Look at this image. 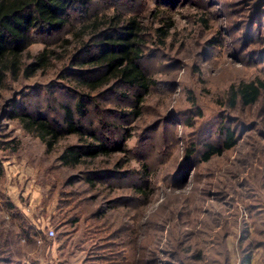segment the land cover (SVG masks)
Instances as JSON below:
<instances>
[{
	"label": "rangeland",
	"instance_id": "374dc122",
	"mask_svg": "<svg viewBox=\"0 0 264 264\" xmlns=\"http://www.w3.org/2000/svg\"><path fill=\"white\" fill-rule=\"evenodd\" d=\"M114 15L144 28L157 85L110 82L66 133L80 78L103 74L92 60L106 32L83 27ZM68 23L33 31L24 66L43 50L50 61L0 89V264H264V0H92ZM242 82L261 87L255 104L234 102ZM23 115L63 134L52 150ZM230 132L235 146L202 160ZM92 134L109 155L61 163Z\"/></svg>",
	"mask_w": 264,
	"mask_h": 264
},
{
	"label": "trees",
	"instance_id": "16d2710c",
	"mask_svg": "<svg viewBox=\"0 0 264 264\" xmlns=\"http://www.w3.org/2000/svg\"><path fill=\"white\" fill-rule=\"evenodd\" d=\"M91 2L92 0H0V89H4L8 79L18 77L22 71L32 76L50 61L48 51L43 50L37 54L34 62L24 66L23 54L33 44L30 38L33 31L44 29L49 32H59L69 24L73 10L86 9ZM123 22L115 15L111 18L95 16L83 27L86 30L91 29L93 34L99 31L106 32V41L95 44L97 55L92 60V65L95 64L94 69L101 70L103 74L96 79L80 78L79 85L87 88L88 91L77 95L74 111L65 109L66 133H81L79 124L87 118L88 107L92 102L90 94L110 82L118 81L145 94L157 85L141 67L145 46V39L142 36L144 28L135 18L127 20L126 24H122ZM83 29L76 33L77 38L82 37ZM157 31L162 33L161 29ZM86 47L88 48L87 45ZM260 92L261 87L256 86L254 82H242L233 89L232 96L234 102L239 100L242 105L250 106L258 101ZM136 99L141 102L140 98ZM20 119L23 128L28 132L36 133L49 150H52L63 135L44 117L23 115ZM91 138L95 145H87L86 154H82L83 148L71 146L60 155L61 163L78 164L81 158L95 159L110 154L109 149L97 136L92 134ZM225 143L224 146L209 145L202 160L207 162L213 155H222L224 151L235 146L232 132L228 134ZM250 262L251 258L248 256L243 264Z\"/></svg>",
	"mask_w": 264,
	"mask_h": 264
},
{
	"label": "built area",
	"instance_id": "2783aa9c",
	"mask_svg": "<svg viewBox=\"0 0 264 264\" xmlns=\"http://www.w3.org/2000/svg\"><path fill=\"white\" fill-rule=\"evenodd\" d=\"M54 236H55V231L53 229L48 230L47 237L52 239Z\"/></svg>",
	"mask_w": 264,
	"mask_h": 264
}]
</instances>
